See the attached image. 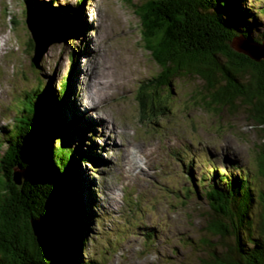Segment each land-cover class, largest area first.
<instances>
[{"label": "rangeland", "instance_id": "rangeland-1", "mask_svg": "<svg viewBox=\"0 0 264 264\" xmlns=\"http://www.w3.org/2000/svg\"><path fill=\"white\" fill-rule=\"evenodd\" d=\"M27 6L40 23L55 18L70 26L67 44L51 45L41 70L34 71V50L27 47L32 38ZM244 8L256 20L239 29L261 38L264 0H245ZM140 31L129 0H0V135H9L24 106L20 96L36 86V79L53 94L70 72L72 88L63 100L62 118L68 125L80 124L67 142L99 157L94 164L76 163L83 202L97 218L83 246V262L202 264L207 257L202 216L211 210L201 187L216 183L215 172L234 179L242 174L257 198L264 191V178L256 174L263 131L242 109L215 116L202 106L193 97L202 89L197 78L177 79L171 94L165 93L168 113L144 119L137 101L141 86L160 69L144 49ZM131 147L138 150L134 157ZM125 190L129 195L122 200ZM252 210L257 218L260 207Z\"/></svg>", "mask_w": 264, "mask_h": 264}, {"label": "trees", "instance_id": "trees-1", "mask_svg": "<svg viewBox=\"0 0 264 264\" xmlns=\"http://www.w3.org/2000/svg\"><path fill=\"white\" fill-rule=\"evenodd\" d=\"M139 1L129 0V6L140 21L144 49L160 69L141 86L137 99L141 116L152 121L166 115L165 93L171 94L174 82L197 78L202 89L193 97L202 106L215 116L224 111L235 115L242 109L264 135V59L254 61L237 50L244 40L264 43V33L255 38L239 29L243 22L256 20L244 8L245 0ZM261 11L264 15V8ZM27 43L34 50V71L41 70L34 63V38ZM36 80V86L20 96L24 106L9 135H0V149L8 145L0 154V264H90L83 262L81 253L97 218L83 202L76 163L95 159L67 142L72 135L62 106L70 73L53 94L43 80ZM261 142L256 174L264 178V136ZM214 175L215 184L201 187V198L211 210L202 216L201 244L207 257L201 263L264 264V191L256 198L242 174L239 179L224 172ZM201 181L205 184L207 176ZM254 205L261 209L257 218ZM36 220L47 231L43 241L34 233Z\"/></svg>", "mask_w": 264, "mask_h": 264}, {"label": "bare ground", "instance_id": "bare-ground-1", "mask_svg": "<svg viewBox=\"0 0 264 264\" xmlns=\"http://www.w3.org/2000/svg\"><path fill=\"white\" fill-rule=\"evenodd\" d=\"M36 10V9H35ZM37 11V10H36ZM30 18L26 20L29 31L33 34L36 43L37 57L39 56L41 50L47 45L51 46L53 44H67L65 42V36L68 35L70 26H62V24L57 22L55 18L48 22H41L36 19L40 18L38 13L34 14V11H30ZM64 25V24H63ZM31 34V35H32ZM68 40V37H67ZM88 111V110H87ZM142 170V168H141Z\"/></svg>", "mask_w": 264, "mask_h": 264}, {"label": "water", "instance_id": "water-1", "mask_svg": "<svg viewBox=\"0 0 264 264\" xmlns=\"http://www.w3.org/2000/svg\"><path fill=\"white\" fill-rule=\"evenodd\" d=\"M32 9L29 7H27L26 9V20H28L30 18V11ZM33 11V10H32ZM31 32V31H30ZM32 34V33H31ZM33 36V34H32ZM50 46H47L46 51L43 53V55L41 56V58L38 60L37 57V51H36V58L34 59V63L39 66L41 61L44 58V55H46L48 48ZM238 47V51L241 53H244L246 55H248L252 60L254 61H261L262 59H264V43L263 44H258V43H253L251 41H243L240 45L237 46ZM32 226L34 229V233L36 236L38 237H46L47 231L44 228V224L43 222H40L38 220L33 221L32 222Z\"/></svg>", "mask_w": 264, "mask_h": 264}]
</instances>
